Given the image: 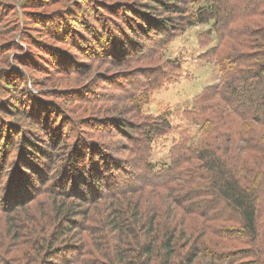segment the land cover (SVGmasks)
I'll return each instance as SVG.
<instances>
[{
  "label": "rangeland",
  "instance_id": "1",
  "mask_svg": "<svg viewBox=\"0 0 264 264\" xmlns=\"http://www.w3.org/2000/svg\"><path fill=\"white\" fill-rule=\"evenodd\" d=\"M182 4L185 9L178 13L182 14L180 18L159 10L160 2L153 0H0V163L8 156L2 154L11 148L14 163L6 170L0 166V195L3 198L10 190L22 187L27 179L26 189L32 191L24 199L25 209L13 210L12 202L8 208L0 206V264H4L3 257L21 255L20 242L17 244L9 234L6 214L20 212L24 222L21 227L25 228L23 248L31 245L26 237L31 231L48 229L49 223L56 222L51 210L53 198L66 184L60 173L70 157L84 154L80 141L99 146L105 154L103 163L96 167L95 161H89V151L84 154L94 174L102 175L104 181L117 176L124 181L118 188L126 190L150 178L145 160L157 170L170 165L171 148L182 132H188L194 140L199 138L201 126L190 111L196 97L221 80L216 54L219 39L212 22L199 23L192 16L197 1L183 0ZM142 15L166 20L169 26L153 25L150 35H140L138 32L143 33L135 22L142 23ZM67 25L68 33L61 36L65 32L61 27ZM114 31L144 44L140 53L133 51L124 64L106 56L107 45L103 48ZM98 37L103 38L102 46L94 52ZM160 115L169 118L171 129L155 138L146 157L148 152L130 140L137 139L140 128L153 124ZM37 123L39 127L32 129ZM56 133L68 141L69 149L63 144L49 145V135ZM23 136L35 138L37 145L50 154L38 159L37 164L44 168L42 182L30 167L20 175L13 172L19 155L27 150ZM76 149L79 152L74 154ZM138 151H142V159ZM38 155L36 150V155L29 154L28 158ZM92 189L90 186L87 190ZM111 189L101 188L106 200L113 199ZM90 193L95 194L93 190ZM143 194L154 196L149 190ZM108 206L87 205L88 218L80 214L75 219L81 228L91 229L78 231V240L70 235L79 248L77 252L87 247L84 258H102L110 250L115 253L117 240L103 231Z\"/></svg>",
  "mask_w": 264,
  "mask_h": 264
},
{
  "label": "trees",
  "instance_id": "2",
  "mask_svg": "<svg viewBox=\"0 0 264 264\" xmlns=\"http://www.w3.org/2000/svg\"><path fill=\"white\" fill-rule=\"evenodd\" d=\"M153 1L160 2L159 10L182 18L178 13L185 9L183 0ZM195 1L199 4L192 16L199 23L212 22L217 33L221 73L220 82L205 88L190 111L201 126L199 138L194 140L188 132H182L171 148L170 165L157 170L145 160L150 178L126 190L118 188L123 179L117 180L116 176L104 181L102 175L94 174L84 154L89 151V161H95V167L103 163L105 154L99 146L80 141L84 154L70 157L60 173L66 184L53 198L55 229L49 223L48 229L31 231L26 236L31 245L23 248V218L20 212L6 214L9 234L17 244L20 242L21 255L3 257L4 264H264V0ZM142 17V23L135 22L143 33L138 32L140 35H150L153 25L169 26L166 20L153 19L151 15ZM68 28L62 26L65 32L60 35L68 33ZM123 34L124 37L114 31L110 34L112 40L103 46L107 45L106 56L122 64L133 51L139 54L140 47H144L139 40ZM96 40L99 45L97 42L94 52L102 46L103 38ZM157 118L153 124L140 128L136 140H130L148 152L146 157L155 138L171 129L166 115ZM36 120L43 122L42 118ZM38 127L37 123L32 129ZM7 132L10 133L8 129ZM49 137V145L63 144L69 149L68 141L61 140L58 133ZM22 143L27 150L19 155L22 165L18 159L14 174L26 173L30 167L39 181H44V168L37 163L50 154L37 145L35 138L23 136ZM11 150L2 154L8 153L0 163L2 170L14 164ZM36 150L39 155L29 159L28 155H36ZM78 152L76 149L74 154ZM138 153L141 158L142 151ZM27 180L21 179L24 185L10 190L5 197L0 195V206L8 208L12 202L13 210L27 208L24 199L32 192L26 189ZM90 186L95 194L88 191ZM102 186L112 187L113 199L106 200ZM146 190L154 196H145ZM135 191L140 195L136 196ZM99 204H109L103 231L117 240V246L115 253L110 250L102 258H84L87 247L77 252L79 248L70 235L76 237L81 229L91 230L81 228L75 219L80 214L87 219L86 206ZM71 253L76 255L70 258Z\"/></svg>",
  "mask_w": 264,
  "mask_h": 264
}]
</instances>
